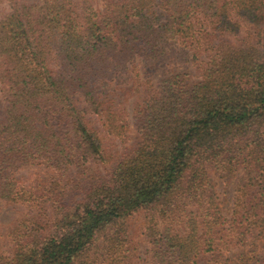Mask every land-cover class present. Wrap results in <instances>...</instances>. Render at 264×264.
Listing matches in <instances>:
<instances>
[{
    "label": "trees",
    "instance_id": "trees-1",
    "mask_svg": "<svg viewBox=\"0 0 264 264\" xmlns=\"http://www.w3.org/2000/svg\"><path fill=\"white\" fill-rule=\"evenodd\" d=\"M102 1L96 11L43 0L0 23V202L54 211L0 264H133L127 221L138 212L146 264L216 254L219 264H264V0ZM242 28L245 43L223 38ZM137 59L149 69L189 60L199 79L159 80L133 107L136 141L122 155L91 119L125 138L116 87ZM90 163L105 174L58 190ZM31 165L46 176L28 188L17 175ZM211 170L232 179L229 217Z\"/></svg>",
    "mask_w": 264,
    "mask_h": 264
},
{
    "label": "rangeland",
    "instance_id": "rangeland-1",
    "mask_svg": "<svg viewBox=\"0 0 264 264\" xmlns=\"http://www.w3.org/2000/svg\"><path fill=\"white\" fill-rule=\"evenodd\" d=\"M42 1L43 0H0V23L14 8H20L30 4H39ZM71 1L84 2L85 0ZM86 1L96 11H101L103 9L102 0ZM156 11L159 12L160 9L156 8ZM246 30V28H242L237 35L226 36L223 38L233 45L243 44L248 40ZM171 46L172 48H175L176 44H172ZM202 57L204 56L202 55ZM134 67H136V69H134V71L132 70L130 73L131 80L128 83L116 87L118 94L117 100L123 107L125 106L128 114L126 116V121L128 122L129 127L127 128L125 138H118L113 134H109L107 130L102 128L101 123L96 117L91 119L93 127L101 134L106 146L113 148L109 140L114 141L117 145L115 148L117 147L122 155L131 151L136 141L135 137L137 134L133 126V107H135L137 102H142L143 97L146 96L148 92L149 95L153 94L159 80L175 74L181 75L183 80L189 84L195 83L199 79L197 66L189 60H184L182 63H166L160 65L159 69H149L143 68L139 59H137L134 63ZM105 168L107 167L104 164H86L85 168L81 170L80 175L77 174L78 170L71 169L68 174H72L71 179L74 182L71 183L69 180H61L58 185V190L67 192L72 184L76 185V187H81L89 178L88 176L105 174ZM45 170L46 169L43 167L31 165L21 170L18 173L17 178L24 181L28 188H32L34 185L36 187L41 181L40 176H46ZM83 173L85 179H83ZM210 177L214 184L220 207L223 213L229 217L233 207L235 194L232 179L228 176H223L222 173H218L215 170H211ZM53 213V207L50 205V202L47 201H45L43 205L37 204L35 206H23L20 204H6L5 202H0V253L8 255V253H6L7 251H14L16 242H14L13 239L18 237V235L25 230L26 232H29V230L33 228L34 231L40 233L42 230L47 229V223L50 222L49 218L53 216ZM144 216V212H138L133 214L127 221L128 247H130L131 251L133 250L132 254L134 257L131 260L133 264H146L142 261L146 259L145 251H147V245L143 235V224L145 222ZM219 261L220 257L216 254L214 257H201L199 264H219Z\"/></svg>",
    "mask_w": 264,
    "mask_h": 264
}]
</instances>
